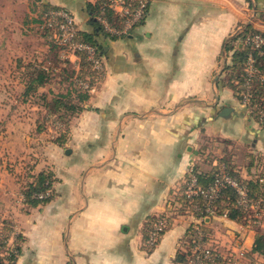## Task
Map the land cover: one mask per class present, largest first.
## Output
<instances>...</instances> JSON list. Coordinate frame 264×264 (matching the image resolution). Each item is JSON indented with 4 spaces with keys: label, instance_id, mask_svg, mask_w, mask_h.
<instances>
[{
    "label": "crops",
    "instance_id": "crops-1",
    "mask_svg": "<svg viewBox=\"0 0 264 264\" xmlns=\"http://www.w3.org/2000/svg\"><path fill=\"white\" fill-rule=\"evenodd\" d=\"M39 2L71 12L78 31L98 34L105 75L68 126L49 199L29 208L19 190L10 191L14 204L2 213L11 214L21 236L14 260L7 248L16 236L9 238L3 264H176L179 244L196 219H174L151 250L143 231L186 178L189 164L199 174L215 168L211 157L203 163L209 168L196 166L203 162L201 137L219 138L228 152L247 148L250 159L264 150V128L253 123L236 92L218 86L242 46L236 35L248 25L264 33V0H151L141 22L121 35L91 23L88 5L101 0ZM15 78L23 96L25 81ZM231 163L241 178L250 177L252 160ZM3 191L0 206L8 204ZM17 207L26 212L13 215ZM214 224L206 218L210 239Z\"/></svg>",
    "mask_w": 264,
    "mask_h": 264
},
{
    "label": "rangeland",
    "instance_id": "rangeland-1",
    "mask_svg": "<svg viewBox=\"0 0 264 264\" xmlns=\"http://www.w3.org/2000/svg\"><path fill=\"white\" fill-rule=\"evenodd\" d=\"M27 2L29 3L28 5ZM27 2L25 0H0V182L3 185L0 188L6 190L3 191V194L5 199L6 197L8 198L6 199L8 204L0 206V219L3 226L2 230H0V248L6 251L9 238L12 235L16 236H14L16 238L15 245L7 248L8 253L15 251L13 249L18 244L17 237L20 235L19 228L8 217L11 214L9 212L8 214L2 213V210L8 211V206L14 204V199L10 197V191L19 190L23 196L22 190L26 189V184L33 181L39 173H44L45 176H48L52 186H55L60 177L58 156L63 146L59 144V141L63 137L64 131L65 139L67 138V130L57 129L54 120L45 118L46 112L43 107L41 108L42 101H39L40 105L35 103V100L38 99V93L48 92L49 90L57 92L59 89L53 85L40 88L37 93L32 95V100L31 97L29 98L30 100L27 99L21 95L23 86L17 83L15 78L21 76L23 67L20 70L17 66L19 64L22 66L31 61L47 68L55 66L54 61H56L58 66L62 67L65 65L74 70V81L78 77L77 74L80 69L78 58L72 54L64 53L62 48L56 47L55 51L58 55L56 60L53 59L55 52L50 50V40L49 37L47 38V31L43 21L48 6L39 2V0H28ZM28 9L32 10V14L28 13ZM31 48L39 53L28 52L29 57H27L25 51ZM225 76L226 73L224 72L221 78H225ZM101 81L95 82L94 88ZM67 84L65 82V86ZM236 89L234 88L232 91L237 93ZM93 90L91 91L93 92ZM92 92L89 91L90 94ZM235 96L238 99V95L236 94ZM238 101L241 103L239 99ZM249 115L253 116L251 113ZM252 119L254 120L253 123H256L259 128L263 127L259 120L257 121L253 117ZM54 122L55 124L53 125ZM198 144V149L203 159L200 166L196 164L198 169L200 167L203 170L206 167L209 168L208 165L203 163L209 160L208 158L210 157L216 162L215 164L225 160H229V162H233V160L240 162L242 160V163L245 161L246 164L252 160L249 178L252 181L258 180L259 177L264 178V150L256 152L254 157L250 159L248 153H246L247 148H245V151L228 148L229 152H234L235 158L231 159L233 156L228 152V146L217 137L202 136ZM250 156H253V154ZM229 164L234 166V171L239 174L237 171L239 169L235 167L236 165L233 163V165ZM184 180L183 177V179L178 181L176 188L172 189L174 193L171 192L167 198L164 210L158 213L156 217L160 218L162 216L161 218L167 221L168 226L177 217L183 216L186 218L191 216L196 219V225L191 226L194 223H189L188 228L199 230V235L201 236L202 230L200 226L203 225V220L195 216L196 212L192 211L188 205H185L181 199L183 194L179 190ZM259 186L262 194L258 200H254L257 204L249 209L248 213L243 212L241 220L234 221L230 219L235 224L227 226L221 221L222 219H217V215L213 217L215 238L211 237L210 239L211 232H209L208 241L203 242L204 245L202 244V246L209 248L214 253L213 255H216L219 259L208 264H264L263 254L251 252L257 232H264V180L260 182ZM2 190L0 189L1 192ZM26 206L29 207V204H26ZM25 207H17L14 210L15 212H12L13 215L25 213ZM222 218L229 219L225 214H222ZM236 225H238L237 229H235ZM241 232H245L244 235ZM248 233L251 234L252 245L248 244L249 241L247 242ZM182 243L179 244L178 250L180 252H186V250L189 252L188 241L185 242L183 239ZM193 246L190 248V254L188 255L189 261L185 264H197L192 258L194 253H196L192 249ZM196 246H200V244ZM146 247L151 250V247L147 245ZM201 261L204 262V260Z\"/></svg>",
    "mask_w": 264,
    "mask_h": 264
},
{
    "label": "trees",
    "instance_id": "trees-1",
    "mask_svg": "<svg viewBox=\"0 0 264 264\" xmlns=\"http://www.w3.org/2000/svg\"><path fill=\"white\" fill-rule=\"evenodd\" d=\"M48 9H55V7L48 6ZM88 9L90 10L91 15V23L98 28V31H103L101 25L98 23L97 20H95V15L98 14L99 11V5H88ZM108 20L112 23L117 25L118 24V17H114L111 12L106 13ZM45 29L47 32V38L49 37L51 31H49V28L45 26ZM104 32V31H103ZM254 32H258L254 30L251 26H246L245 29L240 31L236 37L235 40H240L242 43V46L240 48H237L232 53V62L230 65H226V67L223 69L226 73L225 78H219L218 86H225L228 85L230 88L238 91L237 82L241 80L242 73H243V67H244V61L247 56L248 48L245 46L243 39L253 34ZM105 33V32H104ZM261 35L264 36V33L258 32ZM98 35L97 33H91L87 31H78L76 35V39L82 40L84 42L90 43L94 46H96L98 53L102 57L103 55L100 52V49L98 47V44L95 42L94 38ZM50 42V50L51 52H55L53 55V59H57V52L56 45ZM230 48L229 45L226 46V50L228 51ZM76 56L78 58L80 69L78 71V77L84 80H87L90 82V84L94 85V79H93V71L91 68L90 62L86 60V57L83 53L79 51H75ZM256 56V66L260 72L264 73V50L261 54H255ZM103 59V58H102ZM36 63V62H35ZM55 66L47 67L45 68L41 64H34L30 61V63H26L24 65H18V69L21 70V67L23 69L21 70V78H23L24 82V90H23V96H32L34 93H37L40 88H44L47 86H55L59 90L57 92H54L53 90H49L48 92L44 93H38L37 98L35 100V103H39L41 100V108L45 110V118L52 121L54 120L56 122L55 126L59 130H67L68 126L71 124V121L83 110L84 108V102L89 99L90 93L87 90H84L78 86V84L73 80L74 70L71 68H68V66H58L57 62L54 61ZM57 66V67H56ZM65 82L68 83L67 86H65ZM236 82V83H234ZM253 96L256 100V102L259 105V110H255V112H259L261 110V114H252L254 119L259 120V115L262 117V126L264 128V86L259 83L254 84L253 88ZM239 97V95H238ZM53 123V125L55 124ZM65 143V131L63 134V137L60 139L59 144L63 145ZM200 153V151H199ZM202 154V153H201ZM224 162L228 172L236 178L240 183L245 184L248 188V196L249 198L254 201L255 199H259L262 192L259 184L260 182L258 180L252 181V179H243L241 178L235 171L234 166H231L229 163V160L221 161ZM232 164V163H231ZM233 165V164H232ZM196 170V169H195ZM217 171V166L213 168L211 171L203 174H199V180L202 185H207L209 182L212 181L215 173ZM26 189L22 190L23 192V198L26 204H29L31 206H37L39 204H42L46 202L49 199V196L46 198H37L35 196L36 193L40 192H47L52 189V183L48 176H45L44 173H39L36 178L33 181H30L26 184ZM183 188L184 183L181 185L179 192L182 191L183 194ZM180 194V195H182ZM181 197L182 201H184L185 205H188L191 209L192 202L187 199L184 195ZM238 200V194L235 192L234 189L231 187L224 188L218 197V199L215 202V213L213 215H210V219L217 216H222V214H225L229 219L234 221H239L242 219V213L247 212L249 209H243L238 206L237 204ZM200 202V201H199ZM181 212V211H180ZM198 212L196 211L195 216L198 217ZM162 217V216H161ZM160 217V218H161ZM150 219L146 221L145 227H144V240L147 238L149 231L152 230L154 223L160 219L159 217L151 216ZM157 219V220H156ZM202 230L201 236L195 229H188L186 236L183 238L184 241H188L189 252L186 250V252H177L175 256V263L176 264H185L188 260V255L190 254V248L194 244H203V242L208 241V233L210 232L206 228V221L203 220V225L200 226ZM204 245V244H203ZM154 247L151 246V249ZM15 251L8 254V259L14 260L17 246L14 247ZM252 252H258L264 255V232L258 231L253 247L251 249ZM212 252V256L210 259L205 260L204 262H201V264H208L212 262H216L219 258ZM193 258V257H192ZM0 264H3L2 257H0Z\"/></svg>",
    "mask_w": 264,
    "mask_h": 264
},
{
    "label": "built area",
    "instance_id": "built-area-1",
    "mask_svg": "<svg viewBox=\"0 0 264 264\" xmlns=\"http://www.w3.org/2000/svg\"><path fill=\"white\" fill-rule=\"evenodd\" d=\"M151 0H101L99 11L95 19L103 26L104 30L114 35L127 33L134 25L141 22L142 18L148 10ZM111 12L114 17H118V24H112L106 15ZM44 26L51 31L49 40L57 47L64 49V53L76 56L75 51L83 53L86 60L90 62L93 71L94 85L95 82L102 80L105 75V65L102 57L98 53L96 46L76 39L78 33L77 22L71 12L64 8L49 9L45 12ZM245 46L248 48L247 56L244 61L243 73L241 80L237 82V95H239L241 105L247 113L261 114L255 112L259 110V105L253 96V88L255 83L264 84V73L260 72L256 66L255 54H261L264 50V36L258 32H254L243 39ZM65 57V55H64ZM77 57V56H76ZM78 86L84 90L91 91L94 85L89 81L75 78ZM248 113V114H249ZM259 122H262V117L259 115ZM217 171L207 185H202L199 180V172L194 169L193 165H189L186 178H184L183 195L192 202L191 210L197 211L199 219L209 218L215 213V202L218 199L220 192L231 187L238 194L237 204L243 209H251L257 203L252 201L248 196V188L245 184L240 183L227 170L224 163L219 162ZM264 178L258 179L259 182ZM48 192L36 193L37 198H44ZM200 201V202H199ZM167 227V221L164 218L158 219L152 230L149 232L145 245L155 246L160 240L161 235ZM199 233V230H197ZM193 246L196 252L193 255L194 262L200 264L201 260H208L212 256L209 248L202 246ZM5 253L0 248V257Z\"/></svg>",
    "mask_w": 264,
    "mask_h": 264
},
{
    "label": "bare ground",
    "instance_id": "bare-ground-1",
    "mask_svg": "<svg viewBox=\"0 0 264 264\" xmlns=\"http://www.w3.org/2000/svg\"><path fill=\"white\" fill-rule=\"evenodd\" d=\"M95 3V2H94ZM245 29V28H244ZM48 32V31H47ZM226 54V53H225ZM104 77V76H103ZM252 118V117H251ZM218 144V143H217Z\"/></svg>",
    "mask_w": 264,
    "mask_h": 264
}]
</instances>
